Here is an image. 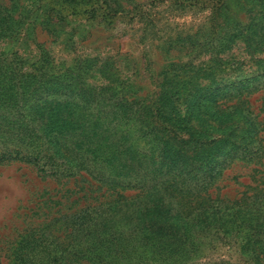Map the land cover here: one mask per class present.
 <instances>
[{
	"label": "trees",
	"instance_id": "obj_1",
	"mask_svg": "<svg viewBox=\"0 0 264 264\" xmlns=\"http://www.w3.org/2000/svg\"><path fill=\"white\" fill-rule=\"evenodd\" d=\"M90 1L93 15L123 11L116 0ZM16 6L0 0V33L13 31ZM126 11L142 18L137 5ZM63 20L51 10L45 21ZM233 48L241 56L232 55V72L247 63L264 76V6L246 28L209 43L208 60L200 52L189 63L171 62L173 72L162 73L174 86L148 105L107 84L63 91L47 80L52 88H40L42 80L23 73L26 61L0 48V164L21 162L44 177H84L87 188H105L98 196L83 191L75 200L83 205L58 225L27 227L4 253L6 264H194L215 241L235 245L244 264H264V170L238 197L212 191L231 162L264 160V117L249 108L247 74L233 84L219 73L229 64L221 55ZM220 88H230L236 102L215 97Z\"/></svg>",
	"mask_w": 264,
	"mask_h": 264
},
{
	"label": "rangeland",
	"instance_id": "obj_2",
	"mask_svg": "<svg viewBox=\"0 0 264 264\" xmlns=\"http://www.w3.org/2000/svg\"><path fill=\"white\" fill-rule=\"evenodd\" d=\"M15 1L13 17L17 21L12 32L0 33L3 34L0 48L7 53L17 52L26 61L23 73L42 80L40 88H52L47 80L58 81L54 88L63 91L66 88L98 89L107 84L128 101L144 105L152 104L160 92L174 86L172 80L165 78L169 73H162V70L173 72L169 67L171 62L189 63L188 60L200 52L197 58L208 60L209 43L221 41L239 27L246 28L260 6H264V0H116L123 11L102 17L86 9V2L90 0ZM2 2L7 4V0ZM133 5L139 6L142 18H131L132 13L126 11ZM51 10L64 16L61 24L46 23ZM52 21H57V17L53 16ZM190 47L197 48L198 53ZM235 54L240 57L241 50L233 48L221 55L229 64L219 73L222 78L235 81L233 84L244 81L240 76L234 79L246 73L249 108L259 114V118L264 117V76L257 72L252 75L254 68L247 63L242 71L232 72V55ZM40 67L48 74L47 78L42 77ZM220 89L215 97H222L226 105L236 102L229 98L232 96L230 88ZM123 129L120 126L117 135ZM128 138L131 144H144L143 140L138 143L134 134H129ZM0 139H4L2 135ZM262 170L264 160L231 162L222 169L212 191L228 198L238 197L247 185H253L258 177L256 171ZM87 186L84 177L55 179L40 175L25 163L0 164V264H6L4 253L9 252L11 242L27 227L43 221L58 225L62 215L83 205L84 199L75 201L83 191H95L92 195L98 196L105 190L99 186L100 191H96L97 186ZM207 239L214 238L208 236ZM220 261L244 264L235 245L216 241L211 253L194 264Z\"/></svg>",
	"mask_w": 264,
	"mask_h": 264
}]
</instances>
